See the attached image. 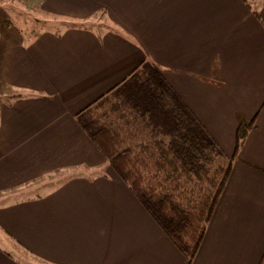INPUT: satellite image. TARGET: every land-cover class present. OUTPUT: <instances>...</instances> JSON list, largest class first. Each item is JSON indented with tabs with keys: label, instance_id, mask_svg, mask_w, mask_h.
Segmentation results:
<instances>
[{
	"label": "crops",
	"instance_id": "obj_1",
	"mask_svg": "<svg viewBox=\"0 0 264 264\" xmlns=\"http://www.w3.org/2000/svg\"><path fill=\"white\" fill-rule=\"evenodd\" d=\"M13 1L62 23L0 40V264H187L77 117L144 60L225 153L255 116L190 264H264V0Z\"/></svg>",
	"mask_w": 264,
	"mask_h": 264
},
{
	"label": "trees",
	"instance_id": "obj_2",
	"mask_svg": "<svg viewBox=\"0 0 264 264\" xmlns=\"http://www.w3.org/2000/svg\"><path fill=\"white\" fill-rule=\"evenodd\" d=\"M81 128L190 264L255 116L231 154L149 60L78 115Z\"/></svg>",
	"mask_w": 264,
	"mask_h": 264
},
{
	"label": "rangeland",
	"instance_id": "obj_3",
	"mask_svg": "<svg viewBox=\"0 0 264 264\" xmlns=\"http://www.w3.org/2000/svg\"><path fill=\"white\" fill-rule=\"evenodd\" d=\"M13 3H15V1H13V0H0V40L1 41L4 39H8V40L12 39V38H8L6 35H7V33L13 32L15 29L16 30L19 29L22 32L30 33L31 32L30 30H34L37 28H47V29H53L54 28L56 30H59L61 28L60 25H58L59 23H62V21L60 19H57V18L49 16V15L44 16V14L40 11H39L40 14L38 15V13L35 14L32 11L30 12V11L17 10V9L9 8L10 6L14 7V5L16 3L15 4H13ZM98 12H101V11L99 10L96 13H98ZM99 16H100V13L93 15V17L91 16L93 18L92 21L97 20ZM37 20L39 22H42V23L40 25H37L36 24V23H38V22H36ZM75 22H78V21L74 20V19H68L67 20V23L78 24ZM32 32H34V31H32ZM238 119L240 121H242V120L247 121L248 120V118H246L245 116L240 115V114L238 115ZM8 243H9V247H12L14 250L15 246H13L12 243H10V242H8ZM0 246H3V243L1 241H0Z\"/></svg>",
	"mask_w": 264,
	"mask_h": 264
}]
</instances>
